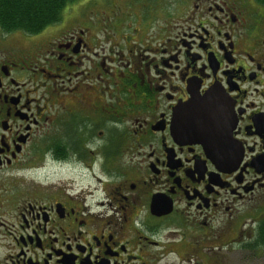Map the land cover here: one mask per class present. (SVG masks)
Listing matches in <instances>:
<instances>
[{
  "label": "flooded vegetation",
  "instance_id": "1",
  "mask_svg": "<svg viewBox=\"0 0 264 264\" xmlns=\"http://www.w3.org/2000/svg\"><path fill=\"white\" fill-rule=\"evenodd\" d=\"M81 1L0 29V264H264V0Z\"/></svg>",
  "mask_w": 264,
  "mask_h": 264
},
{
  "label": "trees",
  "instance_id": "2",
  "mask_svg": "<svg viewBox=\"0 0 264 264\" xmlns=\"http://www.w3.org/2000/svg\"><path fill=\"white\" fill-rule=\"evenodd\" d=\"M78 0H0V29L34 35L59 22Z\"/></svg>",
  "mask_w": 264,
  "mask_h": 264
},
{
  "label": "rangeland",
  "instance_id": "3",
  "mask_svg": "<svg viewBox=\"0 0 264 264\" xmlns=\"http://www.w3.org/2000/svg\"><path fill=\"white\" fill-rule=\"evenodd\" d=\"M85 3V1L83 0V1H81V2H79L78 3V6H76V8L79 10V9H81V7H82V4H84ZM100 4H101V0H94V4H92V5H94V10H98V9H100ZM71 7V4L68 6V8L65 10V12H64V14H63V16H65L68 12L70 13V8ZM140 8V7H139ZM48 30V29H47ZM46 30V31H47ZM45 32V31H44ZM43 32V33H44ZM0 33H3L1 30H0ZM43 33H41V34H43ZM52 35H55V34H52ZM0 38L2 39V40H5L6 39V37H3V36H0ZM44 38H47V36L46 37H44ZM41 39H43V38H41L40 37V39H37V41L38 40H41ZM13 47V46H12ZM109 53V52H108ZM236 248H238V247H236ZM232 256H233V262H234V264H245V261H246V259H245V257H244V255H243V253H239L238 252V249L236 250V251H234V254H232ZM228 257H230V255H228ZM252 264H254V262L252 263Z\"/></svg>",
  "mask_w": 264,
  "mask_h": 264
},
{
  "label": "water",
  "instance_id": "4",
  "mask_svg": "<svg viewBox=\"0 0 264 264\" xmlns=\"http://www.w3.org/2000/svg\"><path fill=\"white\" fill-rule=\"evenodd\" d=\"M214 91H216V89H214ZM177 122L179 123V118H177Z\"/></svg>",
  "mask_w": 264,
  "mask_h": 264
}]
</instances>
